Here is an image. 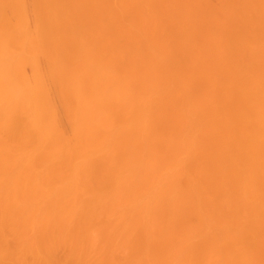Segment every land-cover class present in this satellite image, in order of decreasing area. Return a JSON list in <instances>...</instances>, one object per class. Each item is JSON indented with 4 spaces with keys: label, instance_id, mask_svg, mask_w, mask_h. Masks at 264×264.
Masks as SVG:
<instances>
[{
    "label": "bare ground",
    "instance_id": "bare-ground-1",
    "mask_svg": "<svg viewBox=\"0 0 264 264\" xmlns=\"http://www.w3.org/2000/svg\"><path fill=\"white\" fill-rule=\"evenodd\" d=\"M0 264H264V0H0Z\"/></svg>",
    "mask_w": 264,
    "mask_h": 264
}]
</instances>
